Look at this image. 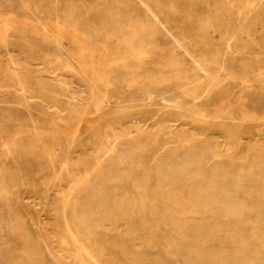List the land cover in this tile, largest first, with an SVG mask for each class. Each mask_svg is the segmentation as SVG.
I'll use <instances>...</instances> for the list:
<instances>
[{"label": "rangeland", "instance_id": "1", "mask_svg": "<svg viewBox=\"0 0 264 264\" xmlns=\"http://www.w3.org/2000/svg\"><path fill=\"white\" fill-rule=\"evenodd\" d=\"M1 39L0 264H263L264 0H0Z\"/></svg>", "mask_w": 264, "mask_h": 264}, {"label": "bare ground", "instance_id": "2", "mask_svg": "<svg viewBox=\"0 0 264 264\" xmlns=\"http://www.w3.org/2000/svg\"><path fill=\"white\" fill-rule=\"evenodd\" d=\"M2 1H3V0H2ZM8 1H9V0H8ZM25 1H26V0H25ZM22 2H23V1H22ZM141 2H142V1H141ZM5 3H6V2H5ZM169 3H170V2H169ZM62 5H63V4H62ZM8 6H9V4H8ZM22 8H23V7H22ZM34 9H35V8H34ZM240 9H241V8H240ZM63 14H64V13H63ZM177 14H178V13H177ZM30 15H31V14H30ZM244 20H245V19H244ZM157 21H158V20H157ZM8 23H9V22H8ZM7 25H8V24H7ZM7 25H6V26H7ZM8 28H9V27H8ZM8 30H9V29H8ZM12 31H13V30H12ZM6 33H7V32H6ZM8 33H10V32H8ZM13 33H14V32H13ZM13 33L10 34L11 37H13ZM77 33H78V32H77ZM7 35H9V34H7ZM7 35H6V37L9 38V36H7ZM17 35H18V34H17ZM2 36H3V35H2ZM15 36H16V35H15ZM11 37H10V38H11ZM17 37H18V36H17ZM2 38H3V37H2ZM4 38H5V37H4ZM8 38H7V42H5V43H8ZM15 38H16V37H15ZM13 39H14V38H13ZM16 39H17V38H16ZM4 40H5V39H4ZM4 40L1 39L0 42H2V41H4ZM10 40L13 42L12 39H10ZM19 40H20V42H21V38H20V37H19L18 41H19ZM11 41H10L9 43H11ZM15 41H16V40H15ZM18 41H17V42H18ZM22 41H23V40H22ZM34 41H35V40H34ZM20 42H19V43H20ZM3 43H4V42H3ZM9 43H8V44H9ZM15 43H16V42H15ZM20 44H22V42H21ZM20 44H19V45H20ZM32 44H33V43H32ZM15 45H17V44H15ZM138 45H139V44H138ZM245 45H246V44H245ZM7 46H8V45H7ZM10 46H11V45H10ZM22 46H23V45H22ZM26 46H27V45H26ZM3 47H4V46H3ZM19 47H20V46H19ZM218 47H219V46H218ZM20 48H21V47H20ZM137 48H138V47H137ZM7 49H9V48L6 47V50H7ZM27 50H28V49H27ZM29 51H30V49H29ZM48 51H49V50H48ZM9 52H10V51H9ZM26 53H27V52H26ZM28 53H30V52H28ZM31 53H33V52H31ZM42 53H43V52H42ZM33 54H34V53H33ZM51 54H52V53H50V54H46V55L44 54V55H42V56H45V59H49V60L51 61V56L54 55V54H52V55H51ZM30 55H31V54H30ZM145 55H146V54H145ZM53 57H54V56H53ZM143 57H144V56H143ZM43 58H44V57H43ZM56 58H58V57H56ZM56 58H55V59H56ZM146 58H148V56H146ZM137 59H138V58H137ZM134 61H135V60H134ZM202 62H203V61H202ZM202 62H201V63H202ZM25 63H26V62H25ZM47 64H48V63H47ZM109 67H110V66H109ZM72 73H73V72H72ZM105 73H106V72H105ZM46 74H47V73H46ZM106 75H107V74H106ZM103 78H104V77H103ZM106 80H107V79H106ZM224 82H225V81H224ZM107 83H108V82H107ZM149 83H150V82H149ZM103 84H104V83H103ZM108 84H109V83H108ZM134 84H135V83H134ZM65 86H66V85H65ZM140 86H141V84H140ZM213 86H214V85H213ZM25 87H26V86H25ZM25 90H26V88H25ZM27 90H28V89H27ZM22 93H23V92H22ZM189 93H190V92H189ZM191 93H192V92H191ZM23 94H24V93H23ZM221 94H222V93H221ZM27 97H28V96H27ZM157 97H158V96H157ZM17 99H18V98H17ZM103 99H104V98H103ZM21 100H22V99H21ZM24 100H25V99H24ZM156 100H157V99H156ZM16 101H17V100H16ZM19 102H20V101H19ZM17 103H18V102H17ZM18 104H19V103H18ZM25 104H26V102H25ZM30 104H31V102H30ZM61 105H62V104H61ZM68 105H69V104H68ZM29 106H30V105H29ZM31 106H32V105H31ZM121 106H122V105H121ZM228 106L231 107L230 104H229ZM29 108H30V107H29ZM60 108H61V107H60ZM237 108H238V106H237ZM121 109H122V108H121ZM223 109H224V108H223ZM231 109H232V108H231ZM234 109H235V108H234ZM18 110H19V109H18ZM59 110H60V109H59ZM161 110H162V109H161ZM172 111H173V110H172ZM174 111H175V110H174ZM236 111H237V110H236ZM241 111H242V110H241ZM241 111H239V112H241ZM233 112L235 113L234 110H233L231 113H233ZM246 112H247V111H246ZM126 113H127V112H126ZM169 113H170V112H169ZM18 114H19V113H18ZM119 114H120V113H119ZM170 114H171V113H170ZM227 114H228V113H227ZM227 114H226V115H227ZM139 115H140V114H139ZM158 115H159V114H158ZM219 115H221V114H219ZM237 115H238V114H237ZM240 115H242V114H240ZM135 116H136V115H135ZM171 116H172V115H169L170 118H171ZM216 116H218V115H216ZM223 116H224V115H223ZM229 116H230V115H229ZM242 116H243V115H242ZM246 116H248V115L246 114ZM42 117H43V116H42ZM67 117H68V116H67ZM129 117H130V116H129ZM162 117H163V116H162ZM165 117H166V120H169V118H167V116H165ZM219 117H221V116H219ZM227 117H228V115H227ZM28 118H29V117H28ZM31 118H33V117H31ZM71 118H72V117H71ZM163 118H164V117H163ZM229 118H230V117H229ZM241 118H242V117H241ZM118 120H119V119H118ZM116 121H117V120H116ZM157 121H158V120H157ZM169 121H172V120H169ZM174 121H176V120H174ZM140 122H141V121H140ZM117 123H121V122L118 121ZM141 123H142V122H141ZM158 123H159V122H158ZM173 123H174V122H173ZM183 123H184V122H183ZM114 124H115V123H114ZM120 125H121V124H120ZM157 126H158V125H157ZM157 126H156V127H157ZM194 126H195V125H194ZM110 127H111V126H110ZM152 128H153V127H152ZM213 128H214V127H213ZM79 129H80V127H79ZM78 131H79V130H78ZM150 131H152V130H150ZM221 132H222V131H221ZM235 132H236V131H235ZM240 133H241V132H240ZM79 134H81V133H79ZM104 134H105V133H104ZM69 135H70V134H69ZM77 135H78V134H77ZM88 135H89V134H88ZM105 135H106V134H105ZM72 136H73V135H72ZM89 137H90V136H89ZM83 138H84V137H83ZM96 138H97V137H96ZM148 138H149V137H148ZM75 139H76V138H75ZM81 140H82V139H81ZM23 141H24V140H23ZM188 141H189V140H188ZM235 141H236V140H235ZM83 142H84V141H83ZM72 143H73V141H72ZM76 143H78V142H76ZM76 143H75V145H76ZM251 145H252V144H251ZM232 146H233V145H232ZM139 147H140V146H139ZM86 149H87V148H86ZM192 150H194V149H192ZM195 150H196V149H195ZM195 150H194V151H195ZM235 150H236V149H235ZM102 151H103V150H102ZM195 152H196V151H195ZM199 153H201V152H199ZM32 154H33V153H32ZM125 154L129 155L128 153H125V152H124V156H125ZM201 154H202V153H201ZM120 155H122V154H120ZM196 155H197V154H196ZM122 156H123V155H122ZM193 156H194V155H193ZM200 156H201V155H200ZM257 156H258V155H257ZM127 157H129V156H127ZM191 157H192V156H191ZM194 157H195V156H194ZM36 158H37V157H36ZM119 158H120V157H119ZM119 158H118V159H119ZM130 158H131V156L129 157V160H130ZM201 158H202V157H201ZM116 159H117V158H116ZM116 159H112V160H115V162H118L119 160L117 159L118 161H116ZM120 159H121V158H120ZM124 159H125V158H124ZM166 159H167V158H166ZM184 159H185V158H184ZM255 159H256V158H255ZM42 160H43V159H42ZM122 160H123V158H122ZM127 160H128V159H125L124 161L127 163ZM161 160H162V159H161ZM161 160H160V161H161ZM172 160H173V159H172ZM174 160H175V159H174ZM174 160H173V161H174ZM180 160H181V159H180ZM195 160H196V159H195ZM256 160H257V159H256ZM66 161H67V160H66ZM124 161H123V163L125 164ZM164 161H165V158H164L162 164H163V163H167V162H164ZM167 161H168V160H167ZM170 161H171V160H170ZM192 161H193V160H192ZM41 162H42V161H41ZM112 162H113V161H112ZM121 162H122V161H121ZM121 162H120V163H121ZM129 162H130V161H129ZM175 162H176V161H175ZM179 162H180V161H179ZM106 163H107V162H106ZM181 163H183V162H180L179 164H181ZM118 164H119V163H118ZM172 164H174V163H172ZM64 165H65V164H64ZM75 165H76V164H75ZM182 165H184V164H182ZM258 165H259V164H258ZM164 166H165V164H164ZM164 166H163V167H164ZM169 166H171V163H170ZM180 166H181V165H180ZM56 167H57V166H56ZM157 167H160V165L157 166ZM181 167H182V166H181ZM181 167H176V166L172 165L170 168H171V170H173V168H174V170L176 169V170L178 171V170L182 169ZM183 167H184V166H183ZM161 168H162V166H161ZM217 168H218V167H217ZM159 169H160V168H159ZM159 169H158V170H159ZM166 169H168V168H166ZM183 169H184V168H183ZM251 169H252V168H251ZM254 169H255V168H254ZM154 170H155V169H154ZM158 170H157V171H158ZM168 170H169V169H168ZM257 170H258V169H257ZM166 171H167V170H166ZM169 171H170V170H169ZM218 171H220V170H218ZM218 171H217V173H218ZM48 172H49V171H48ZM179 172H180V171H179ZM194 172H195V171H194ZM215 172H216V171H215ZM222 172H223V170H222ZM246 172H247V171H246ZM251 172H252V170H251ZM8 173H9V172H8ZM15 173H16V172H15ZM81 173H82V172H81ZM183 173H184V175H185V174H186V171L183 172ZM219 173H221V171H220ZM224 173H225V171H224ZM60 174H61V173H60ZM165 174H166V173H165ZM197 174H198V173H196V175H197ZM201 174H202V173H201ZM213 174H215L214 171H213ZM52 175H53V174H52ZM172 175H173V174H171V176H172ZM178 175H179V173H178ZM221 175H222V174H221ZM223 175H224V174H223ZM223 175H222V176H223ZM18 176H19V175H18ZM194 176H195V175H194ZM215 176H217V175H215ZM162 177H163V176H162ZM217 177H218V176H217ZM219 177H220V176H219ZM228 177H229V176H228ZM12 178H13V177H12ZM18 178H19V177H18ZM184 178H185V177H184ZM184 178H183V179H184ZM211 178H212V177H211ZM222 178H224V177H222ZM0 179H1V178H0ZM16 179H17V178H16ZM46 179H47V178H46ZM173 179H174V178H173ZM190 179H191V178H190ZM226 179H228V178H226ZM230 179H231V178H230ZM47 180H48V179H47ZM162 180H163V179H162ZM184 180H185V179H184ZM184 180H183V181H184ZM221 180H222V179H221ZM231 180H232V179H231ZM231 180H230V181H231ZM2 181H3V180H2ZM20 181H21V180H20ZM164 181H165V180H164ZM214 181H216V180H214ZM214 181H212V182H214ZM218 181H219V180H218ZM222 181H223V180H222ZM63 182H64V181H63ZM162 182H163V181H162ZM168 182H169V181H168ZM185 182H186V181H185ZM189 182H190V181H189ZM219 182H220V181H219ZM233 182H234V181H233ZM7 183H8V182H7ZM10 183H11V182H10ZM172 183H173V182H171V184H172ZM192 183H193V182H192ZM214 183H216V182H214ZM231 183H232V182H231ZM231 183H230V184H231ZM8 184H9V183H8ZM58 184H59V183H58ZM21 185H22V184H21ZM21 185L19 186V184H18L19 187H22ZM174 185H175V184H173V186H174ZM198 185H199V184H198ZM217 185H218V184H217ZM231 185H232V184H231ZM131 186H132V185H131ZM177 186H178V185H177ZM193 186H194V185H193ZM215 186H216V185H213V187H215ZM227 186H228V185H227ZM233 186H234V183H233ZM98 187H99V186H98ZM163 187H164V186H163ZM222 187H223V186H222ZM260 187H261V186H260ZM96 188H97V187H96ZM193 188H195V187H193ZM193 188H192V189H193ZM186 189H187V188H186ZM192 189H191V190H192ZM205 189H206V188H205ZM112 190H113V189H112ZM170 190H171V189H170ZM177 190H178V188H177ZM216 190H217V188H216ZM162 191H163V190H162ZM171 191H172V190H171ZM173 191H174V190H173ZM180 191H181V190H180ZM182 191H183V190H182ZM185 191H186V190H185ZM197 191H198V190H197ZM204 191H205V190H204ZM62 192H63V191H62ZM220 192L222 193V190H220ZM180 193H181V192H180ZM180 193H179V194H180ZM184 193H185V192H184ZM194 193H195V192H194ZM217 193H218V192H217ZM2 194H3V193H2ZM177 194H178V193H177ZM182 194H183V192H182ZM198 194H199V193H198ZM198 194H197V195H198ZM211 194H212V193H211ZM218 194H219V193H218ZM199 195H200V194H199ZM204 195H205V194H204ZM214 195H215V194H214ZM178 196H180V195H178ZM181 196H182V195H181ZM181 196H180V197H181ZM183 196H184V195H183ZM183 196H182V197H183ZM223 196H224V194H222V198H223ZM227 196H229V195H227ZM94 197H95V196H94ZM186 197H187V196H186ZM198 197H199V196H198ZM208 197H209V196H208ZM208 197H207V198H208ZM212 197H213V196H212ZM218 197H219V195H218ZM230 197H231V196H230ZM232 197H233V196H232ZM224 198H225V197H224ZM122 199H123V198H122ZM125 199H126V197H125ZM198 199H199V198H198ZM204 199H205V198H204ZM214 199H215V198H214ZM228 199H229V198H228ZM126 200H130V198H129V199H126ZM126 200H124V201H126ZM131 200H132V199H131ZM131 200H130V201H131ZM178 200H179V198H178ZM187 200H188V199H187ZM216 200H217V198H216ZM224 200L226 201L227 199H224ZM3 201H4V200H3ZM114 201H116V200H114ZM121 201H122V200H121ZM130 201H129V202H125V203H129L128 205H130ZM135 201H136V199H135ZM195 201H197V200H195ZM198 201H199V200H198ZM217 201H218V200H217ZM235 201H236V200H235ZM103 202H105V201H103ZM132 202H134V200H133ZM137 202H139V201L137 200ZM208 202H209V201H208ZM214 202H215V201H214ZM228 202H230V201H228ZM99 203H100V202H99ZM109 203H110V202H109ZM111 203H112V202H111ZM116 203H117V202H116ZM116 203L114 202V204H116ZM119 203H120V199H119V201H118V204H119ZM146 203H147V202H146ZM212 203H213V202H212ZM225 203H226V202H225ZM225 203H224L223 205H225ZM83 204H86V203H83ZM92 204H95V203H92ZM103 204L105 205V203H103ZM121 204H122V203H120V205H121ZM132 204H133V206H134V203H132ZM148 204H149V201H148ZM148 204H147V206H148ZM151 204H152V203H151ZM151 204H150V205H151ZM160 204H161V203H160ZM199 204H200V203H199ZM205 204H206V203H205ZM213 204H214V203H213ZM215 204H216V202H215ZM218 204H220V203H218ZM229 204H230V203H229ZM57 205H58V204H57ZM63 205H64V204H63ZM65 205H66V204H65ZM89 205H90V204H89ZM106 205H107V203H106ZM106 205H105V206H106ZM112 205H113V203H112ZM123 205H125V204H123ZM138 205H139V204H138ZM154 205H156V204H154ZM154 205H153V206H154ZM197 205H198V203L196 204V206H197ZM200 205H202V204H200ZM230 205H231V204H230ZM5 206H6V204H5ZM81 206H82V205H81ZM86 206H88V204H86ZM107 206H108V205H107ZM130 206H131V205H130ZM133 206H131V207H133ZM136 206H137V205H136ZM143 206H144V205H143ZM143 206H142V207H143ZM145 206H146V205H145ZM153 206H152V207H153ZM160 206H161V205L158 204L157 207H160ZM191 206H192V205H190V207H191ZM207 206H209V204H208ZM57 207H58V206H57ZM64 207H65V206H64ZM64 207H63V208H64ZM90 207H91V206H90ZM90 207L88 206L89 209H90ZM92 207H93V206H92ZM118 207L123 208L122 206H119V205H118ZM118 207H117V208H118ZM127 207H128V206H127ZM131 207H130V208H131ZM142 207H141V208H142ZM161 207H162V206H161ZM197 207H198V206H197ZM216 207H217V206H216ZM218 207H219V206H218ZM229 207H230V206H229ZM82 208H83V206H82ZM96 208H98V207H96ZM103 208H105V207H103ZM103 208H102V205H101V209H103ZM106 208H107V209H106L105 211L107 212V210H109V209H108V207H106ZM110 208H111V205H110ZM121 208H119V210H120ZM128 208H129V207H128ZM128 208H127V210H128ZM130 208H129V209H130ZM133 208H134V207H133ZM133 208H131V209L133 210ZM135 208H136V207H135ZM135 208H134V209H135ZM137 208H138V206H137ZM137 208H136V209H137ZM145 208H146V207H145ZM145 208H144V209H145ZM163 208H164V207H163ZM183 208H184V207H183ZM191 208H192V207H191ZM199 208H201V207L199 206ZM204 208H205V205H204ZM209 208H210V209H211V208L213 209V207H209ZM220 208H222V207H220ZM224 208L226 209V207H224ZM224 208H223V209H224ZM83 209H84V208H83ZM83 209H82V210H83ZM89 209H87V211H88ZM93 209H95V207H94ZM99 209H100V208H99ZM99 209H97V210H99ZM114 209H115V208H114ZM139 209H140V208H139ZM147 209H148V208H147ZM155 209H156V208H155ZM155 209H154V210H155ZM158 209H159V208H158ZM201 209H202V208H201ZM225 209H224V210H225ZM263 209H264V208H263ZM52 210H53V209H52ZM55 210H56V209H55ZM57 210H58V209H57ZM67 210H68V209H67ZM67 210H66V211H67ZM117 210H118V209H117ZM117 210L115 211V214H116ZM124 210H126V209L124 208ZM132 210H131V213H133ZM137 210H138V209H137ZM142 210H143V209H142ZM156 210H157V209H156ZM161 210H162V209H161ZM161 210H160V211H161ZM164 210H165V209H164ZM203 210H204V209H203ZM203 210H202V211H203ZM215 210H216V209H215ZM89 211H92V210H89ZM100 211L102 212V210H100ZM103 211H104V209H103ZM105 211H104V212H105ZM111 211H112V209H111ZM111 211L109 210V213H111ZM113 211H114V210H113ZM120 211H123V210H120ZM120 211H119V212H120ZM128 211L130 212V210H128ZM147 211L149 212V210H147ZM158 211H159V210H158ZM176 211H177V210H176ZM195 211H196V210H195ZM202 211H201V212H202ZM205 211L207 212V210H205ZM210 211H211V210H210ZM212 211H214V210H212ZM218 211H220V210L218 209ZM85 212H86V211H85ZM106 212L104 213V215L107 214ZM137 212H138V211H137ZM142 212H143V211H142ZM145 212H146V210H145ZM145 212H144V213H145ZM161 212H164V211H161ZM182 212H183V211H182ZM197 212H198V211H197ZM199 212H200V211H199ZM203 212H204V211H203ZM64 213H65V212H64ZM91 213H95V212H91ZM91 213H90V214H91ZM98 213H99V212H98ZM109 213H108V214H109ZM112 213H113V212H112ZM112 213H111V214H112ZM124 213H127V211H125ZM131 213H130V214H131ZM138 213H139V212H138ZM140 213H141V212H140ZM144 213H143V214H144ZM149 213H150V212H149ZM152 213H154V212L152 211ZM158 213H159V212H158ZM183 213H184V212H183ZM185 213H186V211H185ZM185 213H184V214H185ZM87 214H88V213H87ZM108 214H107V215H108ZM121 214H122V213H121ZM128 214H129V213H128ZM130 214H129V216L127 215L129 219H130ZM143 214H142V216H143ZM164 214H165V213H164ZM171 214H172V213H171ZM173 214H174V213H173ZM184 214H182V215H184ZM188 214H189V213H188ZM201 214H202V213H201ZM82 215L84 216L85 214H82ZM91 215H92V214H91ZM94 215H96V214H94ZM116 215H117V217H118V214H116ZM116 215H115L114 217H116ZM119 215H120V214H119ZM132 215H133V214H132ZM137 215H138V214H137ZM137 215L135 214V218H136ZM148 215H149V214H148ZM154 215H155V214H154ZM156 215H157V214H156ZM159 215H161V214L159 213ZM185 215H186V214H185ZM199 215H200V214H197V216H199ZM202 215H203V214H202ZM240 215H241V214H240ZM92 216H93V215H92ZM92 216H91V217H92ZM105 216H106V215H105ZM108 216H109V215H108ZM111 216L113 217V215H111ZM111 216H110V217H111ZM122 216H123V215H122ZM122 216H120V217H122ZM127 216H126V214H125L124 217L126 218ZM139 216H140V214H139ZM149 216H150V215H149ZM151 216H153V215H151ZM157 216H158V215H157ZM186 216H187V215H186ZM186 216H185V217H186ZM191 216H192V215H191ZM95 217L97 218V216H95ZM106 217H107V216H106ZM120 217H119V218H120ZM124 217H122V218H124ZM153 217H154V216H153ZM162 217H164V215H162ZM162 217H161V218H162ZM168 217H169V216H168ZM168 217H167V219H168ZM170 217H171V216H170ZM175 217H177V216L175 215L174 217H171V218H175ZM180 217L182 218V216H179L178 219H180V221H181V218H180ZM189 217H190V214H189ZM84 218H85V217H84ZM87 218H88V217H86V219H87ZM89 218H90V217H89ZM125 218H124V219H125ZM135 218H134V220H136ZM143 218H144V216L142 217V219H143ZM145 218H146V217H145ZM151 218H152V217H151ZM151 218H150V219H151ZM154 218H155V217H154ZM156 218H157V217H156ZM156 218H155V219H156ZM164 218H165V217H164ZM171 218H169V219H171ZM67 219H68V218H67ZM93 219H95V218H93ZM112 219H115V218H112ZM120 219H121V218H120ZM131 219H133V218L131 217ZM131 219H130V221L132 222L133 220H131ZM142 219H141V218H140V219L137 218V220H142ZM146 219H148V218H146ZM146 219H143V221L146 220ZM167 219H166V220H167ZM169 219H168V220H169ZM175 219H176V218H175ZM183 219H185V218H183ZM188 219H189V221H192L193 218L191 217V218H188ZM190 219H191V220H190ZM115 220H117V219H115ZM115 220H114V223H116ZM118 220H119V219H118ZM127 220H128V219H126V221H127ZM148 220H149V219H148ZM159 220H160V219H159ZM168 220H167V223H166V224H169ZM171 220H172V219H171ZM185 220H186V219H185ZM185 220H184V223H183V221H181V222H182V223H181L182 225L185 224ZM119 221H120V220H119ZM128 221H129V220H128ZM130 221H129V222H130ZM143 221H142V222H143ZM154 221H155V220H154ZM156 221H157V219H156ZM160 221H161V220H160ZM164 221H165V220H164ZM164 221H162V223H163ZM175 221H176V220H175ZM189 221L186 220V222H188V223H189ZM199 221H200V219L198 220V222H199ZM207 221H208V220H207ZM140 222H141V221H140ZM145 222H146V221H145ZM148 222H149V221H148ZM148 222H147V224H148ZM151 222H153V219H152ZM151 222H150V223H151ZM177 222H178V220H177ZM194 222H195V221H193V223H194ZM198 222H195V223H198ZM170 223H171V221H170ZM179 223H180V222H179ZM191 223H192V222H191ZM200 223H202V221H201ZM66 224H67V223H66ZM116 224H118V221H117ZM119 224H120V223H119ZM172 224H174V220H173V223H172ZM177 224H178V223H177ZM186 224H187V223H186ZM198 224H199V223H198ZM114 225H115V224H114ZM153 225H154V224H153ZM157 225H158V222H157ZM157 225H154V226H157ZM178 225H180V224H178ZM178 225H177V226H178ZM189 225H190V224H188V226H189ZM202 225H204V223H203ZM67 226H68V225H67ZM115 226H116V225H115ZM143 226L145 227V224H144V223H143ZM150 226H151V225H150ZM159 226H160V225H159ZM159 226H157V227H159ZM161 226H162V225H161ZM170 226H171V225H170ZM170 226H169V227H170ZM172 226H173V225H172ZM172 226H171V228H170L171 230H173V229H172ZM184 226H185V225H184ZM188 226H187V227H188ZM198 226H199V225H198ZM198 226H196V229H197ZM65 227H66V226H65ZM157 227H155V228L158 229ZM174 227H175V226H174ZM192 227H193V226H192ZM200 227H201V226H200ZM211 227H212V226H211ZM153 228H154V227H153ZM162 228H163V227H162ZM165 228H167V227H165ZM180 228H182V227H180ZM188 228H189V227H188ZM188 228H186V229L188 230ZM190 228H191V227H190ZM203 228H204V227H203ZM203 228H202V229H203ZM38 229H39V228H38ZM160 229H161V228H160ZM167 229H168V228H167ZM174 229H175V228H174ZM176 229H177V228H176ZM192 229H193V228H192ZM192 229H191V230H192ZM194 229H195V228H194ZM204 229L206 230V228H204ZM204 229H203V231L201 230L200 233H201V232H204ZM70 230H71V229H70ZM183 230H185L184 227H183ZM198 230H199V227H198ZM227 230H228V229H226L225 231L228 232L229 230H228V231H227ZM175 231H176V230H175ZM177 231H178V229H177ZM188 231H189V230H188ZM194 231H196V233H197V230H194ZM194 231H193V232H194ZM210 231L212 232V230H210ZM8 232H9V231H8ZM186 232H187V231H186ZM193 232H188V233H192V234H190L191 236L194 235V236H196V239H199L200 237L197 238L198 235H195V234H196L195 232H194V234H193ZM208 232H209V230H208ZM208 232H207V233H208ZM69 233H71V232H69ZM74 233H75V232H74ZM117 233H118V232H117ZM173 233H174V232H173ZM180 233H181V232H180ZM182 233H183V231H182ZM38 234H39V233H38ZM50 234H51V233H50ZM176 234H177V233H176ZM183 234H184V233H183ZM198 234H199V232H198ZM201 234H202V236H201L200 234H199V236H201V238L203 237V239H204V236H203L204 234H203V233H201ZM216 234H218V232H217ZM230 234H231V233H230ZM51 235H52V234H51ZM60 235H61V234H60ZM71 235H72V234H71ZM186 235H187V234H186ZM208 235H210V234L208 233ZM211 235H214V233H212ZM74 236H75V235H74ZM180 236H181V234H180ZM180 236H179V237H180ZM184 236H185V234H184ZM191 236H190V239H194V238H195V237L192 238ZM70 237H71V236H70ZM208 237H209V236H208ZM236 237H237V236H236ZM67 238H68V237H67ZM186 238H187V237H186ZM58 239H59V238H58ZM175 239H176V237H175ZM175 239H174V240H175ZM182 239H183V238H182V236H181V237H180V240H182ZM196 239H195V240H196ZM219 239H220V238H219ZM56 240H57V238H56ZM184 240H185V239H184ZM195 240H194V241H195ZM199 240H200V239H199ZM217 240H218V239H217ZM1 241H2V240H1ZM77 241H78V240H77ZM176 241H177V239L175 240V242H176ZM178 241H179V239H178ZM178 241H177V242H178ZM197 241H198V240H197ZM201 241H202V240H201ZM175 242H174V243L171 242V243H173L174 246H176V245H175V244H176ZM204 242H205V241H204ZM137 243H138V242H137ZM171 243H170V244H171ZM178 243H179V242H178ZM180 244H181V243H180ZM185 244H186V243H185ZM57 245H58V244H57ZM125 245H126V243H125ZM183 245H184V242H183ZM183 245H182V246H183ZM58 246H59V245H58ZM160 246H161V245H160ZM174 246L172 247V250L174 249ZM84 247H85V246H84ZM176 247L179 248V245L176 246ZM186 247H187V246H186ZM186 247H185V248H186ZM46 248H47V247H46ZM56 248H57V247H56ZM180 248H181V246H180ZM180 248L177 249V250L180 251ZM183 249H184V248H183ZM66 250H67V248H66ZM188 250H189V249H188ZM190 250H191V249H190ZM197 250H198V249H197ZM173 251H174V250H173ZM186 251H187V250H186ZM186 251H185V252H186ZM205 251H206V250H205ZM45 252H46V251H45ZM177 252H178V251H177ZM177 252H176V253H177ZM181 252H184V250L181 251ZM185 252H184V253H185ZM190 252L193 253V251H190ZM211 253H212V251H211ZM78 254H79V253H78ZM78 254H77V255H78ZM180 254H181V253H180ZM182 254H183V253H182ZM201 254H202V253H201ZM204 254H206V253H204ZM214 254H216L215 251L213 252V254H212L211 256L209 255V256L211 257V259H212V257H213ZM185 255H186V256H187V255H190V253H186ZM198 255H199V254H198ZM216 255H217V254H216ZM218 255H219V254H218ZM218 255H217V256H218ZM203 256H204V255H203ZM217 256H215V257L217 258ZM220 256H223V255H220ZM228 256H229V255H228ZM198 257H200V255H199ZM205 257H206V255H205ZM207 257H208V256H207ZM210 257H208V259H209ZM238 257H239V256H238ZM53 258H54V257H53ZM76 258H77V257H76ZM88 258H89V257H88ZM233 258H234V257H233ZM240 258H241V257H240ZM240 258H238V259H240ZM243 258H244V257H243ZM245 258H246V257H245ZM250 258H251V257H249V259H250ZM78 259H79V258H78ZM194 259H195V258H194ZM199 259H200V258H199ZM201 259H202V255H201ZM203 259H204V257H203ZM208 259H206V260H208ZM211 259H210V260H211ZM213 259H214V258H213ZM218 259H219V258H218ZM218 259H216V260H218ZM223 259H225V257H224ZM226 259H229V258H226ZM226 259H225V262H226ZM235 259H237V258H235ZM241 259H242V258H241ZM241 259H240V260H241ZM81 260H82V259H81ZM87 260H88V259H87ZM87 260H86V262H87ZM204 260H205V259H204ZM204 260H203V262L206 263ZM240 260H239V261H240ZM244 260H246V259H244ZM250 260H251V259H250ZM250 260H249V261H250ZM82 261H83V260H82ZM200 261H202V260H200ZM227 261H228V260H227ZM233 261H234V260H232V262H227V264H228V263H234ZM239 261H238V262H239ZM251 261H252V260H251ZM253 261H255V260L253 259ZM253 261H252V262H253ZM258 261H259V259H258ZM263 261H264V260H263ZM5 262H6V261H5ZM83 262H84V261H83ZM216 262H218V261H216ZM223 262H224V260H223ZM235 262H236L235 264H237V261H235ZM240 262H243V261H240ZM247 262H248V258H247ZM255 262H256V261H255ZM90 263H91V262H90ZM90 263H89V264H90ZM208 263H209V262H208ZM256 263L261 264L260 262H256ZM262 263L264 264V262H262ZM211 264H212V262H211ZM218 264H222V263H221V258H220V262H219ZM240 264H241V263H240ZM244 264H245V263H244ZM249 264H251V262H250ZM254 264H255V263H254Z\"/></svg>", "mask_w": 264, "mask_h": 264}]
</instances>
